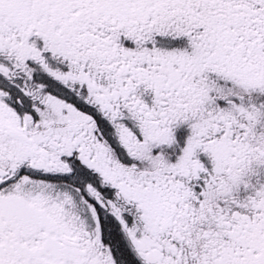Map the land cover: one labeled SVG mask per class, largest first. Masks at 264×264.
Segmentation results:
<instances>
[{"label": "snow or ice", "instance_id": "obj_1", "mask_svg": "<svg viewBox=\"0 0 264 264\" xmlns=\"http://www.w3.org/2000/svg\"><path fill=\"white\" fill-rule=\"evenodd\" d=\"M0 264H264V0H0Z\"/></svg>", "mask_w": 264, "mask_h": 264}]
</instances>
